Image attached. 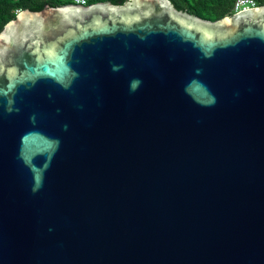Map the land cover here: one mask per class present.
<instances>
[{
    "label": "water",
    "instance_id": "obj_1",
    "mask_svg": "<svg viewBox=\"0 0 264 264\" xmlns=\"http://www.w3.org/2000/svg\"><path fill=\"white\" fill-rule=\"evenodd\" d=\"M0 264H264V6L7 23Z\"/></svg>",
    "mask_w": 264,
    "mask_h": 264
},
{
    "label": "trees",
    "instance_id": "obj_2",
    "mask_svg": "<svg viewBox=\"0 0 264 264\" xmlns=\"http://www.w3.org/2000/svg\"><path fill=\"white\" fill-rule=\"evenodd\" d=\"M108 1L121 5L127 0H88V4ZM179 11L187 12L200 18L216 21L234 15V3L237 0H170ZM256 7L264 6V0H253ZM73 3V0H0V32L4 26L14 20L23 10L39 12L48 7H58Z\"/></svg>",
    "mask_w": 264,
    "mask_h": 264
},
{
    "label": "built area",
    "instance_id": "obj_3",
    "mask_svg": "<svg viewBox=\"0 0 264 264\" xmlns=\"http://www.w3.org/2000/svg\"><path fill=\"white\" fill-rule=\"evenodd\" d=\"M73 3L76 5L86 6L88 4V0H73ZM254 7H256V5L253 0H237L234 3V12L236 13Z\"/></svg>",
    "mask_w": 264,
    "mask_h": 264
},
{
    "label": "flooded vegetation",
    "instance_id": "obj_4",
    "mask_svg": "<svg viewBox=\"0 0 264 264\" xmlns=\"http://www.w3.org/2000/svg\"><path fill=\"white\" fill-rule=\"evenodd\" d=\"M105 2H106V1H105ZM70 4H71V3H70ZM72 4H74V3H72ZM89 5H91V4H87L86 7L89 6Z\"/></svg>",
    "mask_w": 264,
    "mask_h": 264
}]
</instances>
